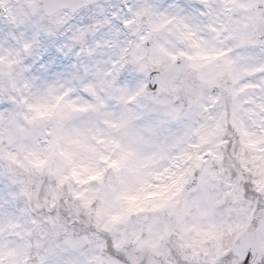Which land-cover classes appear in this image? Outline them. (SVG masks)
I'll list each match as a JSON object with an SVG mask.
<instances>
[{
  "label": "snow or ice",
  "instance_id": "6c2138e0",
  "mask_svg": "<svg viewBox=\"0 0 264 264\" xmlns=\"http://www.w3.org/2000/svg\"><path fill=\"white\" fill-rule=\"evenodd\" d=\"M0 264H264V0H0Z\"/></svg>",
  "mask_w": 264,
  "mask_h": 264
}]
</instances>
